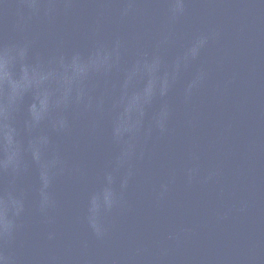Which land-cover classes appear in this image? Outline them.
Here are the masks:
<instances>
[{
	"label": "water",
	"instance_id": "water-1",
	"mask_svg": "<svg viewBox=\"0 0 264 264\" xmlns=\"http://www.w3.org/2000/svg\"><path fill=\"white\" fill-rule=\"evenodd\" d=\"M0 264H264V0H0Z\"/></svg>",
	"mask_w": 264,
	"mask_h": 264
}]
</instances>
